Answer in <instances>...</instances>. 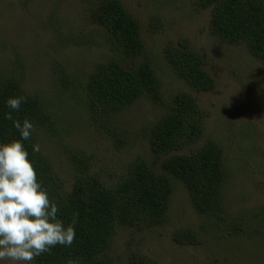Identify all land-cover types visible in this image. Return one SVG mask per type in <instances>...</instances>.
I'll return each instance as SVG.
<instances>
[{
    "label": "rangeland",
    "instance_id": "374dc122",
    "mask_svg": "<svg viewBox=\"0 0 264 264\" xmlns=\"http://www.w3.org/2000/svg\"><path fill=\"white\" fill-rule=\"evenodd\" d=\"M95 1L0 0V72L19 76L24 92L45 98L56 109L54 128L60 136L44 129L35 132L67 192L76 180L67 160L69 149L92 156L88 173L106 187L137 156L151 164L160 162L149 149L146 132L161 114V106L142 98L118 114L129 141L116 149L90 120L82 92L60 87V68L80 78L107 59L102 33L87 21ZM120 1L140 24L144 53L139 59L153 61L167 94L185 87L164 62L166 45L176 46L184 39L204 57L203 67L214 88L190 92L204 112L202 134L198 143L174 154H185L208 141L222 147L226 177L221 191L228 215L223 221L200 216L187 190L176 183L166 221L117 230V264H264V234L246 227L256 224L257 212L264 211V65L242 45L212 36L210 12L199 9L195 0ZM87 32L93 36L78 39ZM186 229L196 234V240L181 244L175 236Z\"/></svg>",
    "mask_w": 264,
    "mask_h": 264
},
{
    "label": "trees",
    "instance_id": "16d2710c",
    "mask_svg": "<svg viewBox=\"0 0 264 264\" xmlns=\"http://www.w3.org/2000/svg\"><path fill=\"white\" fill-rule=\"evenodd\" d=\"M195 2L199 9L209 10L208 26L212 36L229 44L242 45L251 57L264 65V0ZM87 21L102 33L107 59L80 78L60 68V87L70 93L82 92L90 120L112 139L116 149L128 146L129 141L122 122L117 120L118 114L142 98L161 106V114L146 132L149 149L160 162L151 164L137 156L126 166L125 173L116 175L118 177L106 187L88 173L92 156L69 149L67 160L73 165L76 180L70 191H64L63 182L52 170L42 149L32 152V145L39 144L37 129L60 136L54 128L56 109L45 98L24 92L19 76L0 72V142L19 139L12 121L5 119V113L12 112L6 100L25 96L26 101L12 115L20 121L28 119L34 125L31 138L23 143L34 163L37 178L50 199L58 203V215L65 224L71 223L74 217L76 220V239L72 245H57L37 257L33 264H117L114 257L117 230L166 221L169 197L176 183L187 190L192 207L200 216L223 221L228 215L221 191L226 177L222 147L208 141L185 154H174L190 143H198L202 134L204 112L190 92H209L214 88L213 79L203 67L204 57L190 49L184 39L176 46L166 45L164 62L176 81L185 87L169 95L162 88L153 61L139 59L144 53L140 24L120 0H96ZM87 36L93 35L87 32L78 39ZM67 132L69 134L68 129ZM257 213V223L246 224V227L251 233L264 234V211ZM175 240L190 244L196 240V234L191 229L182 230Z\"/></svg>",
    "mask_w": 264,
    "mask_h": 264
},
{
    "label": "clouds",
    "instance_id": "9594fccd",
    "mask_svg": "<svg viewBox=\"0 0 264 264\" xmlns=\"http://www.w3.org/2000/svg\"><path fill=\"white\" fill-rule=\"evenodd\" d=\"M25 101V96H13L6 105L15 112ZM12 112L5 113V119L12 121L19 139L0 142V264H33L57 245H72L76 220L65 224L59 217L60 207L38 180L23 143L31 138L34 125L14 119ZM32 152H40V145L33 144Z\"/></svg>",
    "mask_w": 264,
    "mask_h": 264
}]
</instances>
